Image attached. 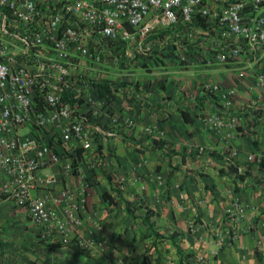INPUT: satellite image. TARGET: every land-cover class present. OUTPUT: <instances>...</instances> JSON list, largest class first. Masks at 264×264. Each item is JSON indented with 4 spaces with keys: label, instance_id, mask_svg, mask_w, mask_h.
Here are the masks:
<instances>
[{
    "label": "crops",
    "instance_id": "obj_1",
    "mask_svg": "<svg viewBox=\"0 0 264 264\" xmlns=\"http://www.w3.org/2000/svg\"><path fill=\"white\" fill-rule=\"evenodd\" d=\"M153 39L167 56L134 55L128 68L107 67L105 81L133 84L134 92L110 93L108 112L90 108L95 123L115 130L103 144L108 170L82 176L56 166L38 175L36 196L69 191L46 206L71 231L40 227L0 198V264H144V256L156 264L158 253L161 264H264V98L257 80L264 46L256 59H244L248 71L239 80L230 65L189 53L171 30ZM177 44L184 60L170 53ZM204 81L236 87L235 105L224 110L201 97ZM212 120L223 121L220 131ZM229 168L244 180L222 173ZM114 174L125 176L124 190L113 186ZM148 211L154 230L173 237L182 258L169 238L148 235Z\"/></svg>",
    "mask_w": 264,
    "mask_h": 264
},
{
    "label": "built area",
    "instance_id": "obj_2",
    "mask_svg": "<svg viewBox=\"0 0 264 264\" xmlns=\"http://www.w3.org/2000/svg\"><path fill=\"white\" fill-rule=\"evenodd\" d=\"M168 30L189 53L209 54L243 80L244 59H256L264 46V0H0V198L24 210L34 224L68 234L70 228L46 202L69 191L36 196L38 175L56 166L82 176L108 170L103 144L115 130L95 123L90 108L110 111L98 84L107 82L113 95L131 94L134 85L120 87L102 74L107 67L128 68L134 55L165 58L166 49L153 36ZM179 49L177 44L170 53L184 60ZM257 80L264 98V73ZM200 96L227 110L238 91L204 81ZM211 123L219 131L224 126L221 120ZM56 180L49 176L50 183ZM111 182L120 190L126 186L121 174Z\"/></svg>",
    "mask_w": 264,
    "mask_h": 264
},
{
    "label": "trees",
    "instance_id": "obj_3",
    "mask_svg": "<svg viewBox=\"0 0 264 264\" xmlns=\"http://www.w3.org/2000/svg\"><path fill=\"white\" fill-rule=\"evenodd\" d=\"M97 87H98V95H99V97H103V98L107 99L108 101H110V99H111V97H110V93H111L110 85L107 82H103V83L98 84ZM65 100H68V98L66 97ZM183 116H184L185 120L187 121V119L185 117V114H183ZM222 173L226 174L228 176L235 175V177L238 180H244V176L239 175L238 172H237V169L235 171H233L232 168H229L228 171H222ZM151 214L152 213L150 211H148L146 216L143 218V223L148 229V235H154L159 240H166V239L169 238L173 242L174 246L176 247L178 255L180 256V258H182L181 247L175 241V239L173 237H166V236L160 235L158 232H156L154 230V223L150 220ZM180 263L183 264V260L182 259H181ZM144 264H147V256H144ZM156 264H161V262H160V253H158V257L156 259Z\"/></svg>",
    "mask_w": 264,
    "mask_h": 264
},
{
    "label": "clouds",
    "instance_id": "obj_4",
    "mask_svg": "<svg viewBox=\"0 0 264 264\" xmlns=\"http://www.w3.org/2000/svg\"><path fill=\"white\" fill-rule=\"evenodd\" d=\"M92 243H94V242H92ZM101 255H103V250L101 251Z\"/></svg>",
    "mask_w": 264,
    "mask_h": 264
}]
</instances>
